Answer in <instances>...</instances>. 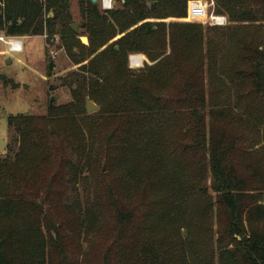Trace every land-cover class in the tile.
Segmentation results:
<instances>
[{
	"label": "trees",
	"instance_id": "1",
	"mask_svg": "<svg viewBox=\"0 0 264 264\" xmlns=\"http://www.w3.org/2000/svg\"><path fill=\"white\" fill-rule=\"evenodd\" d=\"M78 1L86 47L71 28V0H0V34L59 35L74 64L90 76L72 77L80 88L74 111L85 96L106 101L105 117L94 122L99 130L92 127L89 134L101 139L104 165L117 170L120 186H106L102 208L113 226L100 264H264V195L257 188L264 186V172L227 129L229 110H206L201 81L206 63L213 71L205 61L229 31L149 21L185 18L189 0H115L117 8L102 11L91 0ZM216 4L217 13L233 23L264 19V0ZM240 49L231 73L245 92L234 101L244 102L250 129H264V43L244 41ZM167 50L146 73L127 66L128 54L153 61ZM170 68L179 75L178 86L170 81ZM56 108L46 116L6 117L11 142L0 158V264H84L87 256L72 238L91 229L102 208L80 206L68 193L90 150L81 121L56 115ZM81 113V120L91 118ZM177 119L182 134L166 133L165 121ZM207 172L213 196L201 185ZM101 177L105 183L102 170ZM129 185L142 191L135 204L119 198Z\"/></svg>",
	"mask_w": 264,
	"mask_h": 264
},
{
	"label": "rangeland",
	"instance_id": "2",
	"mask_svg": "<svg viewBox=\"0 0 264 264\" xmlns=\"http://www.w3.org/2000/svg\"><path fill=\"white\" fill-rule=\"evenodd\" d=\"M192 1V0H189ZM188 1V2H189ZM201 1V0H198ZM206 1L210 6L207 12L212 13L216 16L221 15L226 18V24L223 26H210L200 21L191 20L187 15L185 18L168 17L167 19H152L150 22L162 21L167 25L173 23L177 26L185 24L199 25L203 29L210 28L212 30L227 29L229 34L222 37L218 43H216L215 49L211 57L206 60L212 68V72L207 71V63L205 64L202 72L201 81L204 83L207 103L208 106L206 110L221 109L225 108L229 113H231L230 118L233 119L232 124L227 125V129L234 131L237 134V145L244 150L250 163L256 165L260 164V168L264 172V129L259 125L258 128L250 129L249 126L245 124V120L248 119L246 111H244V102L240 101L236 103L235 95L245 92L244 88L236 86L237 78L232 77L231 71L234 69L233 64H236L238 56L241 55L242 51L240 46L243 45L244 41L246 43H254L256 45H261L264 43V19L256 18L258 20L249 22H230L226 14L217 13L218 6L216 0H203ZM188 4V3H187ZM98 9L102 11L99 4ZM119 3L113 0L112 8H117ZM69 12L74 19V23L78 24L79 33L77 34V39L80 36L87 37L88 43L84 45L85 47L89 44L88 34H85L84 29L81 28L83 25V19L79 14V1L71 0ZM178 27H175L176 29ZM211 30V31H212ZM213 32V31H212ZM211 32V35L212 34ZM59 35L51 36L47 38V35H36V36H19L22 42V49L20 53H1L6 48L5 44L0 43V158L4 157L6 154V145L11 142L10 131L8 128V123L6 117L8 115L17 114H27L34 117L46 116L49 112V108L57 107L55 112L58 116H72L76 120L81 121V127L84 130V134L87 139V146L89 153H87L86 165L84 166V173L77 182V186L68 193V198L71 201L78 202L80 206H93L102 208L105 203V190L106 186L117 188L120 186L118 183L117 170L116 173H111L110 170L104 165L105 154L102 150V144L100 143V138L97 136H91L89 134L92 129L95 128V132L98 131V127L94 124L95 121L99 122L102 117H105L104 108L106 106V101L98 103L91 100L97 105L98 109L96 111L85 113V102L84 98L79 101V113L74 111L72 104H76L77 101L74 98V91L79 88V84L75 83L72 79L73 76L77 75L80 78L90 77L88 73H84L79 70L81 64H74L68 51H65L61 46L59 40ZM207 37V36H206ZM205 40V39H204ZM239 42V43H238ZM83 45V44H82ZM100 49L98 52H100ZM77 54L78 51L74 50ZM88 50H83L81 56H86ZM140 55L142 57V65L136 68L129 66V56ZM169 50L159 58L153 61L149 59L145 54L136 52L128 54L127 66L135 74L146 73L149 68H153V65L163 56H167ZM93 57V56H92ZM87 59L82 64H87ZM51 64L52 70L48 75V65ZM210 70V69H209ZM169 73L170 81L176 86L179 85V75L175 73L174 69L170 68ZM218 73L220 75V81L213 80L214 76ZM233 80V82L231 81ZM213 80V81H212ZM235 80V81H234ZM82 88V87H81ZM176 88V87H175ZM82 91V90H81ZM176 93V89L172 90ZM172 92V93H173ZM264 91L259 92V96ZM53 99L54 103L50 107V99ZM264 102V98L262 99ZM69 107V109H68ZM63 112H60L61 110ZM67 110H70L66 112ZM81 112L86 116H90L88 120H81L79 117ZM180 119L165 121V132H173L176 134H182L183 130L181 125L178 123ZM65 126L61 125L60 127ZM110 124L103 128L106 133H109ZM69 127V126H67ZM93 127V128H92ZM107 128V129H106ZM109 128V129H108ZM98 139V140H96ZM95 141H98L95 142ZM92 142V144H90ZM111 143V142H110ZM110 146V145H109ZM100 161V163H99ZM194 169V168H193ZM101 170L106 174V179L101 177ZM201 177L198 171L194 170V174ZM191 177L187 173L186 178ZM210 174L206 173L205 179L201 183L203 187H207V192L211 196L213 193L210 189ZM259 191H263L264 186H258ZM118 189V188H117ZM162 189V188H161ZM141 189L136 191L132 185L126 186L125 189L121 190L122 199H128L131 203L135 204L140 200L139 194ZM162 192V190H161ZM148 193V192H147ZM158 193V192H156ZM258 193L256 191L254 194ZM149 194V193H148ZM147 194V195H148ZM67 195V194H66ZM127 195L129 198H127ZM155 195V192H154ZM100 216L95 223L91 226V229L85 232H81V235L74 234L72 238V245L81 246L87 256L85 257L84 264H100L103 249L106 247L111 238V229L113 226V218L109 211L101 209ZM213 224H215V214L213 209Z\"/></svg>",
	"mask_w": 264,
	"mask_h": 264
},
{
	"label": "built area",
	"instance_id": "3",
	"mask_svg": "<svg viewBox=\"0 0 264 264\" xmlns=\"http://www.w3.org/2000/svg\"><path fill=\"white\" fill-rule=\"evenodd\" d=\"M41 1V0H40ZM101 10H110L112 9L113 0H97ZM208 4L206 1L192 0L187 4V15L191 20L200 21L201 23L208 24L210 26H223L226 24V18L221 15H214L208 13ZM0 43H4L6 48L2 53H20L22 49V42L20 38L5 36L0 34ZM129 66L132 68L139 67L142 65V58L140 55H131L129 56Z\"/></svg>",
	"mask_w": 264,
	"mask_h": 264
},
{
	"label": "water",
	"instance_id": "4",
	"mask_svg": "<svg viewBox=\"0 0 264 264\" xmlns=\"http://www.w3.org/2000/svg\"><path fill=\"white\" fill-rule=\"evenodd\" d=\"M91 1L93 3H97V0H91ZM71 28L74 32L79 33L78 24H76V23L72 24ZM79 40L83 45H86L88 43L87 37L80 36ZM49 101H50L49 106L51 107L53 105L54 101L52 98ZM84 101H85V111L87 114L90 112L96 111L98 109L97 105L94 104L88 97L85 98Z\"/></svg>",
	"mask_w": 264,
	"mask_h": 264
},
{
	"label": "crops",
	"instance_id": "5",
	"mask_svg": "<svg viewBox=\"0 0 264 264\" xmlns=\"http://www.w3.org/2000/svg\"><path fill=\"white\" fill-rule=\"evenodd\" d=\"M97 3H98V1H97ZM17 38H19V37H17ZM2 53V52H1Z\"/></svg>",
	"mask_w": 264,
	"mask_h": 264
},
{
	"label": "bare ground",
	"instance_id": "6",
	"mask_svg": "<svg viewBox=\"0 0 264 264\" xmlns=\"http://www.w3.org/2000/svg\"><path fill=\"white\" fill-rule=\"evenodd\" d=\"M140 58H142V57L140 56Z\"/></svg>",
	"mask_w": 264,
	"mask_h": 264
}]
</instances>
